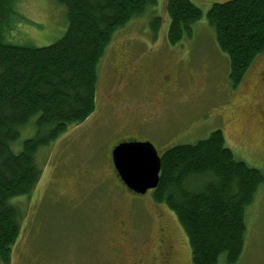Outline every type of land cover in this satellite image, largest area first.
Listing matches in <instances>:
<instances>
[{
    "label": "rangeland",
    "instance_id": "1",
    "mask_svg": "<svg viewBox=\"0 0 264 264\" xmlns=\"http://www.w3.org/2000/svg\"><path fill=\"white\" fill-rule=\"evenodd\" d=\"M192 1L203 18L192 25V36L185 35L177 44L168 40L166 0L149 5L144 15L116 32L100 67L96 111L38 151L36 161L43 172L35 191L12 199L25 219L10 264H118L111 255L117 237L114 211L144 232L133 243L148 253L157 246L161 218L177 229L182 259L192 264L187 235L174 212L155 202L151 191L129 195L116 178L109 150L117 140H151L162 155L220 129L236 158L264 173V53L234 88L228 56L218 48L206 15L214 3L228 0ZM13 10L4 35L12 44L48 46L68 28L66 9L57 0H14ZM155 17H160L156 31ZM127 73L131 93L125 90L121 98L131 113L114 97L121 95L114 88ZM144 96L145 105L157 98L156 106L162 109L146 112L142 103L136 113L141 107L135 101ZM34 135L29 124L13 150L20 152ZM246 224L245 248L236 264H264V182L246 208ZM133 258L130 253L126 262ZM218 264H227L224 255Z\"/></svg>",
    "mask_w": 264,
    "mask_h": 264
},
{
    "label": "trees",
    "instance_id": "2",
    "mask_svg": "<svg viewBox=\"0 0 264 264\" xmlns=\"http://www.w3.org/2000/svg\"><path fill=\"white\" fill-rule=\"evenodd\" d=\"M57 1L66 9L68 28L55 43L36 47L5 40L14 0H0V264L11 263L25 219L12 199L31 196L41 179L38 151L96 111L108 46L116 32L157 3ZM166 11L171 44L191 37L192 25L204 15L192 0H166ZM206 15L237 88L264 53V0L216 2ZM159 26L160 17H155L154 30ZM29 124L35 135L16 153L13 143ZM160 156V179L152 196L176 215L189 241L192 264H218L222 255L227 264L238 263L245 248L246 208L254 202L264 173L236 158L220 129Z\"/></svg>",
    "mask_w": 264,
    "mask_h": 264
},
{
    "label": "flooded vegetation",
    "instance_id": "3",
    "mask_svg": "<svg viewBox=\"0 0 264 264\" xmlns=\"http://www.w3.org/2000/svg\"><path fill=\"white\" fill-rule=\"evenodd\" d=\"M130 73L123 74L120 79H118V82L116 84V87L114 88L115 92H120L121 95L114 96L117 98L119 105L123 107H127L128 113H131V106H127V102L122 100L121 96L122 94L125 95V90H127L129 93H131V86H128L127 80ZM126 84H125V83ZM113 90V91H114ZM149 96V95H148ZM163 96V95H162ZM161 96V97H162ZM165 98V96H164ZM142 98H139V101L136 102V106H140L138 110L135 107V112L142 111V103H143V109L148 112L150 109H155L158 111L159 109H162V107H157L158 99L151 100V105H145L144 101L146 100V96ZM161 106V105H160ZM151 113V112H150ZM158 114V113H157ZM155 131H150V133ZM137 139V138H136ZM135 138L131 139H121L120 141H116L113 143V147L109 150V159L111 160V164L113 166L112 161V150L113 148L118 145L121 142L124 141H130V140H136ZM151 143H153L155 146L156 144L149 140ZM112 146V145H111ZM110 146V147H111ZM127 189V188H126ZM128 191V190H127ZM129 195H132L134 197L143 196V195H137L130 191H128ZM112 220L114 222V227H116L117 230V237L115 245L112 246V257L118 264H185L184 259H182V253L181 248L177 244V234L175 231L177 229L172 230L170 229L168 223H161V218L159 221V224L156 228V244L157 246L153 250V252H147L144 250H137L133 243V239L135 237H141L143 238L144 232L140 231L136 228H134L131 224H129L128 220L124 218V216L117 213V211H114L112 214ZM142 233V234H141ZM134 254V258L126 262V258L129 254Z\"/></svg>",
    "mask_w": 264,
    "mask_h": 264
},
{
    "label": "water",
    "instance_id": "4",
    "mask_svg": "<svg viewBox=\"0 0 264 264\" xmlns=\"http://www.w3.org/2000/svg\"><path fill=\"white\" fill-rule=\"evenodd\" d=\"M112 159L121 183L130 192L145 195L158 187L161 156L150 141L121 142L113 148Z\"/></svg>",
    "mask_w": 264,
    "mask_h": 264
}]
</instances>
